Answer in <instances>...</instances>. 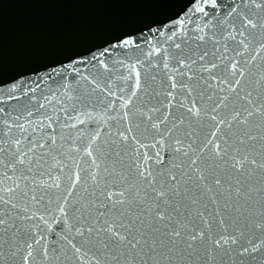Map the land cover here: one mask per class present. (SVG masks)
<instances>
[{
  "label": "water",
  "instance_id": "water-1",
  "mask_svg": "<svg viewBox=\"0 0 264 264\" xmlns=\"http://www.w3.org/2000/svg\"><path fill=\"white\" fill-rule=\"evenodd\" d=\"M245 18L258 25L252 35H240ZM260 24L264 8H256L252 0H0V147L6 149L0 158L8 164L15 148L21 155L28 152L12 180L3 177L8 169L0 167V188L17 180L20 171L27 182H36L35 201L17 197L16 209L0 203L5 215L11 213L8 226H0V264H25L28 244L32 248L27 264H264V243L243 256L237 252L240 245L231 242L212 249L211 259L207 252L220 235L237 230L246 233L244 245L249 248L247 239L264 241V231L256 227L264 220V170L258 166L246 165L250 174L245 175L231 174L226 164L216 170L226 187L241 180L239 199L233 194L227 201L218 195L213 204L203 189L190 183L187 194L182 188L181 195L171 199L172 207L158 204L175 218L169 227L176 221L187 226L182 235L195 229L211 236L210 241H196L192 249L186 242L167 240L163 222L149 227V213L158 210L150 206L157 204L151 197L147 203L122 206L131 212L123 217L131 225L129 239L146 234L148 243L137 249L111 238L105 246L97 239L105 215L111 219L121 209L85 210L93 201L103 203L102 192L143 187L137 165L162 179L161 171L167 175L169 166L180 162L173 148L175 138L183 139L186 131L194 130L197 144L204 142L215 123L205 113L225 94L219 88L239 78V71L245 75L237 92L251 93L253 105L233 94L229 108L221 107L218 113L227 115L233 104L247 111L264 105ZM193 101L202 119L190 118L187 108ZM249 121L248 128L222 126L215 141L223 147L224 140L234 145L255 136L232 154L248 153V159L259 164L264 160V116L254 114ZM122 135L127 143L121 142ZM156 152L163 163L156 162ZM28 160L31 173L26 171ZM8 195L0 191L5 199ZM200 196L203 199L193 204ZM201 212L210 224L217 221L210 231ZM77 229H83L84 236Z\"/></svg>",
  "mask_w": 264,
  "mask_h": 264
},
{
  "label": "snow or ice",
  "instance_id": "snow-or-ice-1",
  "mask_svg": "<svg viewBox=\"0 0 264 264\" xmlns=\"http://www.w3.org/2000/svg\"><path fill=\"white\" fill-rule=\"evenodd\" d=\"M252 3L255 5L256 8H264V0H260L257 3V0H252ZM258 27L257 23L254 22L253 19L245 18L242 20L240 35H243L245 31L249 32V35H252L254 30ZM259 27L264 30V24H260ZM235 38V37H233ZM241 44H244V41H240ZM264 47V44L261 45ZM203 59V57H201ZM195 62V61H193ZM216 65H213L215 67ZM231 70H233V75L236 74V63L233 62L231 64ZM209 69H205L208 71ZM240 76L239 78L232 81L227 88L220 87L219 91L221 93H225L224 95L219 96L217 103L205 113L208 119L215 122L214 128L210 132L209 137L206 138L204 142L201 144H197L196 137L194 135V130H188L184 134V138L176 137L175 138V146L173 151L180 154L181 160L179 163L169 166V171L167 175L164 174L163 171L159 173L162 179L158 180L156 176L153 175L150 169H145L144 167L137 165L136 175L139 184H142L143 187H136L132 186L131 188L125 187L123 189H117L116 193L113 192H102L101 195L103 196V203L99 206L93 201L90 205H88L85 210H88L90 207L95 208H111L112 210L121 209V214L115 216L111 219L108 218V215L104 217V226L101 227L97 231V239L103 241V243L107 244L108 238L112 240L118 241L121 245L130 244L132 249H137V245L140 244H147L148 240L146 239V234L141 233L139 236H133L129 239L131 235V225L126 223L124 220L125 215H131L127 209H125L124 205H128L129 207H133V205L147 203L149 197L155 202L156 205H150L152 207H157L159 203H164L169 207H172L171 199L181 195V189H185V193L187 194L188 185L191 183L193 188L203 189L205 194L209 195V199L213 204L217 203L218 195L224 196L227 201H231L233 199V194L235 197L239 199L241 197V187L242 184L240 179L236 180L235 187L229 184L227 187L224 183V178L221 174L217 173V169L221 168L222 164H226L229 168V172L233 175L241 174L245 175L249 173V167H256L258 166L259 169L264 170V160L260 161L257 164L255 159L249 160L248 153L242 155H234L232 153H240L241 147L240 145H244L247 142L256 139L255 136H248L245 138H240L238 142L234 145H230L227 140L223 141V147H221L220 142L215 141V137L217 133L220 131V128L226 125L228 128H232L233 124L235 123L238 126H243L244 128H248L251 126L249 117H252L254 114H258L264 116V105H261L259 108H252L251 111H247L246 109L241 108L237 110V107L233 104L231 106V112L227 115H221L218 113V109L224 107L226 110L230 106V95L234 94L235 98H239L240 100H246L248 105H253L252 99L249 97L252 95L248 93L246 96H241L239 92H237V86L240 85L241 79L244 77L245 72L239 71ZM215 80V77H213ZM264 80V77H261ZM223 85L225 82L221 80L219 82ZM209 87L212 85L209 84ZM175 87V85H173ZM187 112L190 114V118L195 119H202L201 118V109L196 107L195 101H193L192 105L187 108ZM126 115V114H125ZM219 115V119H218ZM165 121H161L160 123H164ZM180 124L183 123V120L179 122ZM153 127L158 129V125H153ZM179 127V124L176 125ZM131 132V128L128 129ZM264 139V137H261ZM128 137L123 136L121 137V142L127 143ZM16 144H19V141H16ZM231 149V153L229 151ZM207 150V151H206ZM6 151L3 147H0V154H3ZM13 159H11L8 164L4 163V160L0 158V167L4 169H8V171L3 172V177H6L8 180H12V176L17 174L18 165L25 164V158L28 156V152H24L22 155L18 148H15L12 151ZM88 155L91 156L92 153L88 152ZM155 156L157 158V163H163L162 159H160V153L156 152ZM207 162V163H206ZM94 163V161H93ZM249 166V167H246ZM99 167V165H97ZM171 168L177 169V171H171ZM9 171L12 173L9 175ZM26 171L31 173V160H28V166ZM78 179V178H77ZM95 180V177H93ZM211 181V183H209ZM23 182V187H21V183ZM3 183V180H0V184ZM74 186V185H73ZM55 187H59V184H56ZM215 189H220L219 193L215 191ZM0 191H7L9 193L8 198L5 199L3 196H0V203L11 205L13 209L17 208V197L24 199V200H36V182L35 178H33L32 182H27V176L25 175L24 171H20V176L17 180H14L12 184L8 185L6 189L0 188ZM31 191L32 195H29ZM87 191V189H85ZM215 193V194H213ZM118 195V199L113 200V195ZM68 195H71V192H68ZM203 196H200L198 200H194L193 204H196L199 200H202ZM121 206V207H117ZM227 207V205H225ZM26 211V209H25ZM63 211V208H61ZM11 215V213L7 212V215L0 210V226H4L9 224L7 216ZM152 216V219L149 221V227H154L156 225L161 226V222H163V228L166 229L164 232V236L167 240H170L174 244H183L186 242L187 248L192 249L193 245L196 241L205 242L206 237L207 240H211V236L208 235L203 230H195L190 229L187 232H184L182 235V228H186V225H181L180 221L175 222V227H169L174 221V217L170 216L167 213V209L165 208H158L154 213H149ZM201 219H203L205 227L209 229L212 228V225L217 223V221H213L212 224L208 222L206 218H204L203 212L199 213ZM216 215L220 216V210L217 209ZM19 216H17V219ZM30 218V217H29ZM139 219V216L136 217ZM218 223L223 227L225 220L221 217ZM15 225L13 224L12 227ZM256 227L264 231V220L260 221ZM7 231V227L4 228ZM94 229L92 227L87 228V232L89 235L93 234ZM224 233H228V229H223ZM105 233L107 234L106 237H102L100 234ZM77 234L79 236H84L83 229H77ZM246 233L243 230L233 231L231 234L227 235H220L215 241H212V248L207 249L208 258L211 259L212 257V249L220 250L224 249L225 246L229 245H237L239 244L240 247L237 249L239 255L243 256L251 252H257L260 250L261 243H253L251 239H247L246 243L251 245V248L244 245ZM135 241V243L132 242ZM38 243V241H37ZM157 246L156 241H152V248L155 249ZM31 248L32 245L28 244V254L23 259L25 264H27L28 258L31 256ZM79 252V249H77ZM46 255V253H45Z\"/></svg>",
  "mask_w": 264,
  "mask_h": 264
}]
</instances>
